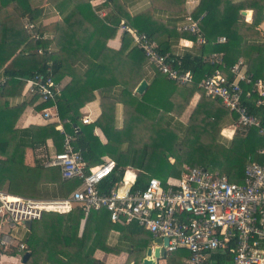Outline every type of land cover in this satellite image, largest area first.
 I'll list each match as a JSON object with an SVG mask.
<instances>
[{"label":"trees","instance_id":"16d2710c","mask_svg":"<svg viewBox=\"0 0 264 264\" xmlns=\"http://www.w3.org/2000/svg\"><path fill=\"white\" fill-rule=\"evenodd\" d=\"M43 1L0 0V77L6 79L0 87V191L42 199L41 185H64V197L80 185L76 179L63 181L57 168H43L40 163L28 167L24 163L26 148H37L48 140L53 142L57 153L63 151V135L55 123L15 128L26 104L11 107L8 99L19 97L26 81L36 75L49 77L55 83L70 78L54 103H40L35 110L40 112L56 105L64 132L72 136L74 149L89 166L105 158L115 162L116 173L102 183V192H108L126 169L137 172L133 189H144L151 178L162 183L168 178L178 179L184 164L217 170L229 181L240 182L247 161H264L256 153L264 146V138L255 129L235 132L226 144L217 145L222 127L236 118L219 100L206 97L197 87L203 78L223 65L228 68L239 60L255 78L264 80V36L257 29L264 18V0L237 3L200 0L193 16L198 18L205 13L199 33L205 44L199 45L196 54L186 53L177 59L180 60L178 70L190 72L193 84L178 85L155 71L142 95L134 92L145 78L142 50L132 44L131 36L125 32L119 50L110 49L107 43L115 37L121 23L156 41L157 50L162 54L171 52L179 39L195 42L197 36L176 29L184 18L185 0H149V8L135 15L129 13V0L127 6L126 0H101L99 9L91 6L90 0H47L60 19L47 25L37 24L35 38L24 30L22 22L36 25ZM243 10L253 11L251 23L240 15ZM221 37L225 41L218 43ZM211 53L221 54L222 64H211L201 57ZM77 64H84L85 71L80 72ZM116 88L119 95L113 99L109 95ZM94 91L100 95L102 114L96 122L82 124L80 109L87 103V95ZM195 93L200 98L183 125L179 120ZM34 98L30 103L37 100V96ZM116 103L122 104L124 112L123 127L118 130L114 128ZM248 107L251 113L264 119V106L256 108L250 101ZM95 127L101 128L106 144H101L94 135ZM130 174L125 177L129 183ZM82 221L84 227L80 234ZM111 230L119 231L122 240L132 247L133 253L129 254L133 264H141L148 245L132 238L139 230L149 239L151 234L135 223H111L105 210L92 211L87 217L79 208L66 215L43 214L40 220L32 222L23 241L26 250L20 254L30 253L25 264H36L42 254L45 264H103L93 259L96 250L118 253L106 243ZM9 254H16V250ZM187 257L188 252L180 250L169 253L166 260L167 264H186Z\"/></svg>","mask_w":264,"mask_h":264},{"label":"built area","instance_id":"2783aa9c","mask_svg":"<svg viewBox=\"0 0 264 264\" xmlns=\"http://www.w3.org/2000/svg\"><path fill=\"white\" fill-rule=\"evenodd\" d=\"M194 9L187 10L177 24V31L197 36L196 44L204 45L199 36L200 22ZM28 29L31 24L26 25ZM119 30L131 36L133 44L142 50L147 63L168 80L184 86L193 84L190 72H180L181 57L172 58L160 53L157 45L145 33L121 23ZM36 38V33L32 34ZM223 37L218 43H223ZM50 51V48H48ZM211 64H222V55H202ZM175 64V65H174ZM6 82L0 77V87ZM197 87L206 97L219 100L223 107L235 116L234 130H257L264 138V119L250 112L248 103L256 108L264 106V80L248 72L242 60L226 68L217 69L203 78ZM26 95L37 96L38 103L53 102L62 92L59 83L49 77L36 75L25 83ZM42 118L56 124L63 135V151L43 156L40 166L57 168L63 181L80 180V185L69 196L56 199H34L7 195L0 192V248L4 252L26 250L12 235L24 222L40 220L43 214L66 215L75 208L87 217L92 211L105 210L111 223L125 225L135 223L153 238H166V254L184 250L188 252L186 264H264V161H247L240 182H231L217 170L203 167H187L178 179L168 178L162 183L149 179L144 189H133L136 180L121 195L127 169L108 192L101 185L116 173L115 162L105 159L89 166L82 154L72 145V136L63 130V121L57 114L56 105L41 110ZM88 124V118L81 119ZM264 157V146L257 150ZM13 197V198H12Z\"/></svg>","mask_w":264,"mask_h":264},{"label":"crops","instance_id":"0c3cea01","mask_svg":"<svg viewBox=\"0 0 264 264\" xmlns=\"http://www.w3.org/2000/svg\"><path fill=\"white\" fill-rule=\"evenodd\" d=\"M230 1L233 3H237V2H240L243 0H230ZM199 2H200V0H185L184 14L187 10H191V9L195 10L197 8ZM90 4H91V6H94L98 9L100 7H102V1L101 0H90ZM128 4H130L128 6V10H129V13L131 15H135L139 12H142L145 9L149 8V6H150L149 0H129ZM126 6H127V0H126ZM1 9L2 8L0 6V10ZM9 11L12 12L10 6H9ZM243 11H246L249 14L245 15V16H242L241 14L240 15L244 18L245 22L251 23L252 18H253V11L252 10H243ZM39 12H40V17L36 21V23H35L36 25L32 26L31 29H28V27L26 26L27 24H30L29 21L28 22L27 21L22 22L24 30L31 36H32V34L36 33L37 24L40 23L42 25H47L50 23L57 22L60 19L58 12L50 4L47 3V0L43 1L41 7L39 8ZM104 14H105V11L102 10L100 12V15L103 16ZM257 29L264 36V18L259 23ZM122 35H123V32L120 31L118 28V30L115 34V37L108 41L107 46L110 49H113L116 51L119 50L121 47ZM154 42L156 43V41H154ZM132 44H133V42H132ZM197 49H198V45L196 44V42H194L190 39L184 38V39L177 40V42L172 47L171 52H167V53L171 54L172 58H176V57H182L186 53L196 54ZM76 67L78 68V70L80 72H84L86 69V66L84 64H77ZM144 68H145L144 81L147 82V87H148V82L153 78L156 69L153 66L149 65L147 63L146 59L144 62ZM69 81H70L69 77H65L61 80V82L59 84L61 85L62 89L64 86H66L68 84ZM23 89H24V93L21 92V95L19 97H13V98L11 97L10 99H8L9 100V106H11V107L19 105L23 102L26 104L24 111L22 112V114L20 115L19 119L16 122L15 128L16 129H23V128L29 127L30 125L44 126V125L50 124L51 122L46 121L42 118L41 111L37 112L35 110V106L39 104L38 101L36 100L33 103H30L35 98L34 97H32V98L31 97H28V98L25 97L26 96L25 85H24ZM118 95H119V89L116 88L110 93L109 96L113 97V99H116ZM199 98H200V96L198 93H195L192 96V98L189 102V105L187 106L186 110L184 111V113L182 114V117L179 120L183 125H186L192 110L197 105ZM101 114H102L101 98H100L99 93L96 91L89 93L87 95V103L84 105L83 108L80 109L81 119L84 117L85 118L87 117L89 120L88 124H92L99 119ZM123 123H124L123 106L120 103H116L115 107H114V128L117 130L121 129L123 127ZM62 127H63V125H62ZM228 128L232 129L231 137H227L226 135L223 134V131L225 129H228ZM221 134L227 140H230L232 138V136L235 134L234 127H232V125H228V124L224 125L222 127ZM94 135L98 137L101 144H103V145L106 144L107 139H106L105 135L103 134L101 128L95 127ZM55 151H56L55 147H54L53 142L51 140H48L44 145H41V146L34 148V149L26 148L25 154H24V163L28 167H34L35 165L40 163L43 156H49L51 153H53ZM0 159H1V157H0ZM105 159H107V158H105ZM127 170H129V173H133L135 175V172H133L132 170H130V169H127ZM126 175H127V171H126ZM126 186H127V184H124L122 186V189H123V187H126ZM39 189H40L39 193L42 195V199L63 198L65 196V193H66L64 191V185H61V184H44V185H41ZM0 192L7 194L4 191H0ZM122 192H124V191H121V189H120V193H122ZM7 195H9V194H7ZM12 196H14V195H12ZM19 197H21V196H19ZM83 227H84V221H82L80 224V234L83 231ZM29 230L25 226H17L13 229L12 235L16 238L17 242L24 243L23 241L28 236ZM142 233H144V232L139 230V233L137 235L133 236L132 239L135 240V242L147 244L148 245L146 247V249H147L148 247L152 246V240L154 238L151 235V238L149 239L146 234L144 235ZM122 236L123 235L119 231L111 230L107 236L106 243H107L108 247L116 250L118 253L117 254L107 253V252H104L102 250H96L94 252L93 259L98 260V261L102 262L103 264H133L134 261L130 259V254H129L130 251L133 253V250H131L132 247L129 246L127 241L122 240ZM146 249H145V252H146ZM13 250H16V249H13ZM145 252L142 254V258H141L142 260L145 258ZM4 253L0 254V264H23L21 261L22 255L20 253H18L17 251H16V254H14V255L9 254L10 252H4ZM167 256H168V254H166L165 259L157 260L156 264H167V260H166ZM43 257H44V254L39 256L37 261H36V264H45L43 262V260H44ZM129 259H130V261H129ZM142 260H141V264H142Z\"/></svg>","mask_w":264,"mask_h":264},{"label":"water","instance_id":"95a60500","mask_svg":"<svg viewBox=\"0 0 264 264\" xmlns=\"http://www.w3.org/2000/svg\"><path fill=\"white\" fill-rule=\"evenodd\" d=\"M240 14L242 16L246 15V11H241ZM147 89V82L141 81L139 85L135 89V93L138 95H142ZM32 222L26 221L24 222V226L29 230L31 228ZM168 240L166 238H154L152 240V246L148 247L145 252V258L142 260V264H156V261L159 259H165L166 253L164 250V246L167 245ZM30 253L25 252L22 256V263L25 264L27 259L29 258Z\"/></svg>","mask_w":264,"mask_h":264},{"label":"rangeland","instance_id":"374dc122","mask_svg":"<svg viewBox=\"0 0 264 264\" xmlns=\"http://www.w3.org/2000/svg\"><path fill=\"white\" fill-rule=\"evenodd\" d=\"M124 33V32H123ZM23 93H24V89H23V91H22ZM26 93V92H25ZM25 97H27L28 98V96L26 95ZM226 124H228V125H232V127L234 126V124H235V122L234 121H228V123H226ZM235 132L236 133H245V132H241V131H239V130H235ZM219 135H220V142H218V144L217 145H222V144H226V142L227 141H229V140H227L224 136H222V134H221V132L219 133ZM188 159H186L184 162H186ZM171 163H173L174 162V160L172 159L171 161H170ZM187 167H191V166H189L188 164H184L183 166H182V168H187ZM130 170H132L133 172H135L136 173V175H137V172H136V170H134V169H130ZM131 175V174H130ZM129 178H131L132 179V175L131 176H129ZM127 183H129V182H127Z\"/></svg>","mask_w":264,"mask_h":264},{"label":"bare ground","instance_id":"6f19581e","mask_svg":"<svg viewBox=\"0 0 264 264\" xmlns=\"http://www.w3.org/2000/svg\"><path fill=\"white\" fill-rule=\"evenodd\" d=\"M249 13L248 12H246V15H248ZM225 135H230V134H232V129L231 128H228V129H225L224 130V132H223ZM127 173H129V170H127ZM127 175L125 174V177H126ZM134 178H135V175L132 173V181L134 180ZM125 179V178H124ZM131 181V182H132ZM130 182V183H131ZM130 183H127L125 180H124V182L122 183V186L124 185V184H127V186L126 187H123V189H122V186H121V191H124V192H122V193H120V190H119V194H121V195H123L126 191V188L128 187V185L130 184ZM13 198V197H12Z\"/></svg>","mask_w":264,"mask_h":264}]
</instances>
